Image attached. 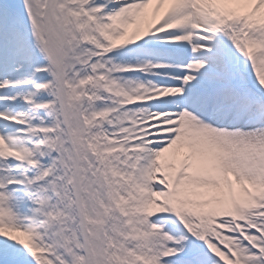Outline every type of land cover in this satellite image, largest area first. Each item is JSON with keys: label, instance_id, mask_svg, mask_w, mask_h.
<instances>
[{"label": "snow or ice", "instance_id": "1", "mask_svg": "<svg viewBox=\"0 0 264 264\" xmlns=\"http://www.w3.org/2000/svg\"><path fill=\"white\" fill-rule=\"evenodd\" d=\"M0 264H264V0H0Z\"/></svg>", "mask_w": 264, "mask_h": 264}]
</instances>
